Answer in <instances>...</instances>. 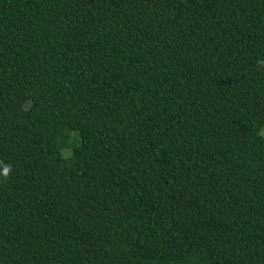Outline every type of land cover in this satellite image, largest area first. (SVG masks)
I'll return each instance as SVG.
<instances>
[{
  "label": "trees",
  "instance_id": "trees-1",
  "mask_svg": "<svg viewBox=\"0 0 264 264\" xmlns=\"http://www.w3.org/2000/svg\"><path fill=\"white\" fill-rule=\"evenodd\" d=\"M264 0H0V264H264Z\"/></svg>",
  "mask_w": 264,
  "mask_h": 264
},
{
  "label": "rangeland",
  "instance_id": "rangeland-1",
  "mask_svg": "<svg viewBox=\"0 0 264 264\" xmlns=\"http://www.w3.org/2000/svg\"><path fill=\"white\" fill-rule=\"evenodd\" d=\"M262 134H263V136H264V130H263Z\"/></svg>",
  "mask_w": 264,
  "mask_h": 264
}]
</instances>
